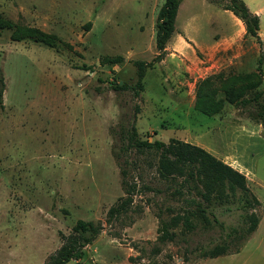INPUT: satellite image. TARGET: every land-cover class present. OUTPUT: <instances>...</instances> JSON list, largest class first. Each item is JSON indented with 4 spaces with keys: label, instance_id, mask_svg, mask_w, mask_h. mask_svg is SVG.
<instances>
[{
    "label": "rangeland",
    "instance_id": "1",
    "mask_svg": "<svg viewBox=\"0 0 264 264\" xmlns=\"http://www.w3.org/2000/svg\"><path fill=\"white\" fill-rule=\"evenodd\" d=\"M163 1L0 0V264H42L77 219L102 230L80 259L65 264H264V126L252 117L254 102L239 103L258 92L264 101V63L256 67L264 0H243L262 11L260 42L245 33L224 51L214 42L221 45L241 20L234 23L218 3L181 0L175 27L188 26L186 35L179 31L186 48L147 68L137 95L115 89L134 81V60L155 55ZM241 51L244 58L234 57ZM105 55L124 59L102 64ZM205 96L212 114L196 109ZM131 123L141 138L190 142L245 175L261 218L238 252L195 253L240 224L243 211L233 202L209 208L225 229L177 227L172 241L157 243L159 220L197 198L180 178L159 176L154 152L122 151L121 131ZM112 148L136 192L129 210L108 222L107 209L123 195Z\"/></svg>",
    "mask_w": 264,
    "mask_h": 264
},
{
    "label": "trees",
    "instance_id": "2",
    "mask_svg": "<svg viewBox=\"0 0 264 264\" xmlns=\"http://www.w3.org/2000/svg\"><path fill=\"white\" fill-rule=\"evenodd\" d=\"M181 0H164L158 9L155 19L154 45L156 53L150 61L134 60L135 79L131 84H118L115 89H128L134 95L143 90V77L147 68L165 56L166 43L175 30V19ZM218 3L223 9L231 11L244 24L245 33L260 42L259 16L250 11L243 0H207ZM124 59L121 55L101 58L102 64H117ZM264 63V53L257 59L256 67L260 69ZM4 77L0 68V109L4 107L3 91ZM261 92L256 93L251 99L241 100L244 105L254 102L257 106L255 114L252 116L258 119L264 126V101L260 98ZM202 103L197 104L196 109L207 114H212L216 110L211 108L213 102L205 96ZM122 151L127 153L134 148L138 150H149L156 154V170L164 179L175 180L180 178L179 185L187 191L195 194L196 201L194 207L183 208L181 212L172 215L169 219H160L157 226V243L172 241L180 227L179 233H186L195 229L198 225L203 228L209 227L213 223L219 224L225 229L217 218L212 215L209 208L219 205L235 203L243 211L242 221L238 226H231L228 231H223L220 242L212 246H201L195 249L198 258H212L220 255L238 252L243 243L255 231L260 221L261 215L253 210L261 207V202L246 184L245 175L231 165L217 158L204 148L176 138H170L167 142L154 139L152 141L141 138L133 123L121 131ZM112 155L119 167L121 176L120 185L123 195L118 197L106 212V221H111L121 214L126 213L131 205L132 196L136 192L135 185L130 184L126 179V170L119 165V156L112 148ZM251 210V211H248ZM211 215L213 218L209 217ZM246 223L245 233L241 229ZM102 225L92 220L77 219L72 225L68 234L59 233L61 243L57 249L51 252L42 264H65L69 260L80 259L84 254V248L90 244L101 232ZM239 240L238 243L235 241ZM234 241V242H233ZM159 249H156L158 252Z\"/></svg>",
    "mask_w": 264,
    "mask_h": 264
},
{
    "label": "crops",
    "instance_id": "3",
    "mask_svg": "<svg viewBox=\"0 0 264 264\" xmlns=\"http://www.w3.org/2000/svg\"><path fill=\"white\" fill-rule=\"evenodd\" d=\"M181 3L179 4L180 7ZM247 5V4H246ZM248 6V5H247ZM178 7V8H179ZM248 8L250 9L251 12L256 13L259 16V27H260V18L262 16V11L261 9H252L248 6ZM179 10V9H178ZM224 13H226L227 16H229L231 18V20L235 23L236 20L235 19H239L237 18L231 11L223 9ZM178 13V11H177ZM177 15V14H176ZM240 20V19H239ZM240 24V23H238ZM236 28H240L238 31H235V33H230L228 35H226V37L224 38V42L220 45L217 42H214L213 44V49H216L218 51H224L227 48H230L231 46H239L240 44V40L242 39V37L245 34V29H244V24L241 21V27H239V25L236 24ZM188 26H185L184 29L179 30V31H183V33L186 35L188 31ZM178 31V29L175 27L174 32L172 33L171 37L169 38V40L166 43V47H165V56L166 58L169 57V55L172 54H176L177 51L179 50H183L186 48V43L184 41V39L181 36V33ZM155 34V33H154ZM245 39H251V38H245ZM195 40L197 42V45L200 48H203V41L198 40L195 37ZM250 41V40H248ZM245 53V51H241V52H237L234 57H238L237 59H241L242 57L244 58L245 56L243 55ZM164 56V57H165ZM163 57V58H164ZM162 60V59H161ZM230 165V164H229ZM232 166V165H231ZM233 167V166H232ZM235 168V167H234ZM236 169V168H235ZM240 171V170H239Z\"/></svg>",
    "mask_w": 264,
    "mask_h": 264
}]
</instances>
